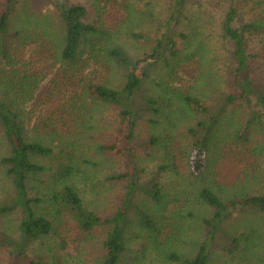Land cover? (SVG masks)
<instances>
[{"label":"trees","instance_id":"obj_1","mask_svg":"<svg viewBox=\"0 0 264 264\" xmlns=\"http://www.w3.org/2000/svg\"><path fill=\"white\" fill-rule=\"evenodd\" d=\"M44 1L57 15L59 34L55 35L54 45H39L46 61L37 64L36 59L25 58V48L35 42V34L24 35L28 20L18 24L20 0H2L0 8V131L6 142L0 169L10 184L8 194L0 198V249L8 252V264H69L64 256L75 257L67 239L100 229L104 233L102 256L87 264H129L127 251L133 224L146 228L156 244H164L149 207L135 201L138 191L155 202L161 203L162 199L160 183L156 181L158 173L147 183L140 182V141L136 130L148 115L157 117H150L154 122L160 118L170 121L174 114L195 121L187 129L186 150L191 174L199 179L197 195L202 205L196 223L201 238L187 255L174 254V247L171 251L161 247L160 251H166L167 259L179 264H210L214 248L237 257L239 264H264V171L248 173L243 168L244 176L239 177V182L226 185L214 174L223 145L229 147L241 165L264 150V87L257 78L261 66L258 62L264 61L260 56L264 51V15L260 11L264 0H218L228 5L218 25L223 46L219 53H226L221 77L226 90L215 105H208L196 86L182 90L169 83L162 94L145 86L152 72V60H160L172 76L187 58H196L198 50L184 55L181 48L187 39H195L201 27L191 9L194 0H165L167 11L163 19L155 17L150 3L139 8L133 0H126L128 19L139 11L163 29L151 37L133 29L124 31L132 39L151 43L152 52L142 59H135L120 35L123 30L112 29L113 20H104L94 4ZM244 8H249L253 17L248 18ZM46 17L44 21L48 22ZM114 69L122 73L117 85L105 79ZM207 79L211 83L210 77ZM56 98L60 104L47 107ZM31 101L46 107H41L45 115L39 124L41 130L50 129L53 113L59 115L60 121H70L72 115L77 127L89 131L95 128L100 107L118 110L115 140L96 145L98 151L121 156L126 166L124 173L111 176L117 181H128L120 205L112 214L102 217L86 206L72 180L71 165L62 164L54 170L38 162L39 158L52 156L55 150L40 131L34 137L28 133L26 110ZM224 121H235L230 124L231 132L223 128ZM256 134L262 135L263 141L256 142ZM162 142L152 136L142 143L146 147ZM159 170L165 171L166 167L160 165ZM42 185L40 200L33 192L38 194L37 188ZM10 215L17 216L16 235L3 223ZM56 238L60 241L57 247L47 245L48 252L29 256L35 242L44 244ZM73 248L80 249L81 243Z\"/></svg>","mask_w":264,"mask_h":264},{"label":"rangeland","instance_id":"obj_2","mask_svg":"<svg viewBox=\"0 0 264 264\" xmlns=\"http://www.w3.org/2000/svg\"><path fill=\"white\" fill-rule=\"evenodd\" d=\"M77 1L84 2L87 5L94 4V9L98 13L102 12L104 20L112 19L114 22L112 29L123 30L120 35L130 48L131 53L134 54L135 59H142L147 53L152 52V45L151 43L132 39L124 34V31L133 29L135 32H143L151 37L163 30L160 24L154 22L148 14L143 17L142 12L139 11H136L132 18L128 19L124 7L126 6V0ZM133 2L139 8L147 7V3H150L155 17L158 19L165 17L167 11L165 0H133ZM1 3L2 0H0V8L2 7ZM191 6L199 19L201 27L195 39H187L182 43L183 46L181 44V48L183 47L184 55L198 50L196 58L192 57V60L187 58L180 65L181 68L172 76L160 60H152L154 62L151 63L152 72L149 79L146 80L145 86L146 89L160 94L163 93V88L169 83L181 86L182 90L196 86L198 91L202 93L201 96L206 103L215 105L226 90L223 87L221 78L226 53L224 51L219 53L220 47L223 46H221L218 25L228 5L218 0H194ZM244 11L248 18L253 17L249 12V8H244ZM260 11L264 15V5ZM17 15L20 16L18 24L25 23L28 20L26 24L27 31L24 35L35 34L32 37L35 42L25 48V58H30L32 61L33 58L36 59V64L39 61H46L42 57L39 45L41 43H46L48 46L49 44L54 45L55 35L59 34L58 18L54 9L44 0H20ZM45 17L48 22L44 21ZM180 29L182 28L180 27ZM47 33L49 36H46ZM206 41L207 44L204 45ZM25 42L28 43V39H25ZM198 44L200 46L197 47ZM260 56L264 60V51ZM258 65L261 66L258 68L257 78L264 87V61H259ZM121 74V70L119 72L114 69L108 73L105 79L108 78L117 85L122 79ZM207 77H210L211 83ZM59 104L60 99L56 98L50 105L48 102L47 107H54ZM44 106H36L34 101H31L28 103L26 110L28 112L26 124L29 135L34 137L36 132L40 131L48 146L55 150L52 156L39 158L38 162L54 170L62 164L71 165L74 169L72 180L86 206L97 211L102 217L112 214L120 205L128 181H117L111 176L124 173L126 166L121 156L98 151L96 145L99 143L110 144L115 140L119 127L118 110L112 106L100 107L96 114L97 121L94 122L95 128L89 131H84L81 126L77 127L75 121L72 120L74 118L72 115L69 117L71 118L70 121L67 119L60 121L58 119L59 115L53 113L54 120L49 122L51 125L48 127L50 129H42V131L39 124L45 116L42 114L41 108H46ZM172 116L174 117L170 121L160 118L159 121L151 122L150 117H157L148 115L137 126L136 134L140 141V153L138 154V167L141 170L140 182L147 183L158 173L156 181L160 183L162 199L161 203H158L143 191H138L135 201L139 205L145 204L149 207L150 212L158 221V228L161 230L162 235L160 241L164 244H156L152 234L146 228L133 224L129 233L127 251L129 264H179L168 260L166 251L164 253L160 251V248L163 247V249L171 251L174 247V254L178 256L187 255L189 251L194 249L195 241L201 238V235H199L201 232L199 231L200 226L196 223L202 205L197 195L199 179L191 174L189 152L186 150L188 144L187 129L193 126L195 121H191V118H186V116L180 114ZM55 119L58 120L55 121ZM234 122L224 121L223 128L231 132L233 128L231 125ZM35 128H39V130H35ZM152 136L162 139V144L144 147L142 142ZM255 139L259 143L263 141L262 135L256 134ZM222 149L223 151L215 163L214 174L225 185L239 182V177L244 176V173L241 172L243 168L248 173L260 169L264 171V150L261 154H255L250 160L243 162L241 165L236 163L235 154L229 147L223 145ZM5 153L6 142L0 131V158ZM160 165H164L166 170L160 171ZM9 188L8 179L0 169V198L8 194ZM37 191L39 193L33 192V195L41 200L43 194L40 193L41 191L44 192V185L38 186ZM16 221V215H10V217L3 220L5 228L13 235L17 233L15 229ZM62 229L68 234L66 228ZM103 239L104 233L101 229L94 234L79 235L77 238L67 239L69 246L72 247L69 251H72L71 253L75 258L72 259L65 255L64 259L70 260L69 264H87L100 258L102 256ZM59 243L58 238L52 239V241L48 240L44 244L35 242L30 247L29 256L33 258L37 253L48 252L46 251L48 249L47 245L54 248ZM76 243H81L80 249L73 248ZM53 248L50 250H53ZM213 251L210 264H239L237 257H232L221 248H214ZM9 259L8 252L0 249V264H8Z\"/></svg>","mask_w":264,"mask_h":264}]
</instances>
